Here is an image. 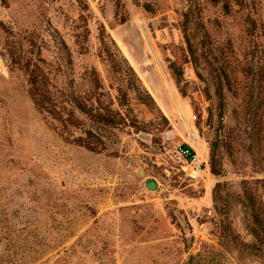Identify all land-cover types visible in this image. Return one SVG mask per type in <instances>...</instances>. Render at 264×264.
I'll use <instances>...</instances> for the list:
<instances>
[{"label": "rangeland", "instance_id": "rangeland-1", "mask_svg": "<svg viewBox=\"0 0 264 264\" xmlns=\"http://www.w3.org/2000/svg\"><path fill=\"white\" fill-rule=\"evenodd\" d=\"M188 11L207 54L179 89ZM263 46L264 0H0V264H264L211 232L214 186L264 178Z\"/></svg>", "mask_w": 264, "mask_h": 264}, {"label": "trees", "instance_id": "trees-1", "mask_svg": "<svg viewBox=\"0 0 264 264\" xmlns=\"http://www.w3.org/2000/svg\"><path fill=\"white\" fill-rule=\"evenodd\" d=\"M213 2H219L220 0H211ZM201 21V20H200ZM199 20L195 15H192L190 11L184 14L183 21L181 23V30L184 34L187 54L185 60L181 64H177L176 61H171L169 68L176 84L180 87L181 76L183 74V66L188 62L195 64L197 70L198 65L202 64L207 54L206 49L201 50L204 47V41L200 40V35L207 37V32L204 30V25L200 23L198 28ZM260 67L257 70L258 79L261 82L259 95L258 107L260 114L264 122V46L260 49ZM231 67L229 69L220 68V72L212 73L209 72V76L214 81L217 87V95L220 97L223 95V89L228 88L229 91L235 88H242V79L233 77L234 66L232 62L228 64ZM243 75L248 77L252 74V71H248V68H243ZM199 75L201 73L197 72ZM183 95L185 92L180 90ZM146 95L150 100L154 101L152 96L146 92ZM182 146L188 147L187 144L183 143ZM218 155L215 150L211 149L210 153V166L211 171L214 174H220L219 167L217 165ZM241 193H236L226 183H217L213 190L214 209L216 211V219L214 221V228L211 230L212 234L219 239L221 247L225 249H236L238 251H245L254 256L260 257L264 261V178H256L252 180L243 179L241 180ZM235 202H239L246 212L245 226L246 230L251 237L250 239L245 238L233 228L232 220L228 218V213L232 209ZM209 243L204 242L201 244L202 248H208ZM211 246V245H210ZM218 262V261H217Z\"/></svg>", "mask_w": 264, "mask_h": 264}, {"label": "built area", "instance_id": "built-area-1", "mask_svg": "<svg viewBox=\"0 0 264 264\" xmlns=\"http://www.w3.org/2000/svg\"><path fill=\"white\" fill-rule=\"evenodd\" d=\"M178 152L184 158L191 160V162L195 164L198 168H201V166L205 163L198 157L197 153H194L193 148L189 146L185 147L182 146V144L179 145Z\"/></svg>", "mask_w": 264, "mask_h": 264}, {"label": "water", "instance_id": "water-1", "mask_svg": "<svg viewBox=\"0 0 264 264\" xmlns=\"http://www.w3.org/2000/svg\"><path fill=\"white\" fill-rule=\"evenodd\" d=\"M140 174L142 176H144V173L142 171L140 172ZM145 184H146V187L149 188V189H151V190L158 189L157 182L154 179H152V178H146Z\"/></svg>", "mask_w": 264, "mask_h": 264}, {"label": "bare ground", "instance_id": "bare-ground-1", "mask_svg": "<svg viewBox=\"0 0 264 264\" xmlns=\"http://www.w3.org/2000/svg\"><path fill=\"white\" fill-rule=\"evenodd\" d=\"M3 71V66H2V64H1V62H0V72H2ZM197 155H198V157L200 158V156H199V154L197 153ZM201 159V158H200ZM204 159V158H203ZM205 160V159H204Z\"/></svg>", "mask_w": 264, "mask_h": 264}]
</instances>
